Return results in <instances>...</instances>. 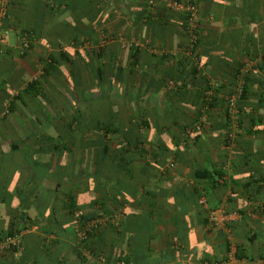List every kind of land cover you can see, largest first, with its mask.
Here are the masks:
<instances>
[{"label": "crops", "instance_id": "0c3cea01", "mask_svg": "<svg viewBox=\"0 0 264 264\" xmlns=\"http://www.w3.org/2000/svg\"><path fill=\"white\" fill-rule=\"evenodd\" d=\"M193 1L200 10L203 71L225 83L203 116L196 114L201 78L179 60L187 40L183 10L159 9L148 24L146 0H9L3 25L10 33L0 59V238L21 234L26 247L22 264H36L44 253L76 260L84 228L78 211L94 212L95 199L110 188L105 177L94 175L93 164L86 171L89 158L95 162L99 151L94 132L88 131L83 142L71 139L75 151L52 152L48 146L67 139L57 136V121L38 127L36 120L48 108L70 119L75 103L83 124L95 127L94 112L101 111L89 97L99 64L106 69L105 80L124 78L127 97L137 93L144 100L150 122L144 131L147 146L161 140L168 149L160 156L168 164L176 160L168 173L152 161L145 171L138 165L134 177L142 185L124 206L120 221L125 228L116 237L105 236L99 248L105 246L113 259L130 258V264H201L203 257L224 258L230 246L238 257L264 258V0ZM102 29L114 41L96 57L94 33ZM24 33L31 44L21 53ZM133 38L142 44L136 57L147 70L131 66L134 57L124 44ZM169 50L178 58H164ZM51 60L54 67L42 77ZM117 61L126 70L117 72ZM239 65L247 77V94L238 102L241 123L232 120L228 133L226 98L231 70ZM172 76L177 84L163 82ZM38 78L40 91L30 88ZM140 110L133 101L121 105L125 120ZM183 124L192 130L188 145ZM197 169L214 172L218 181L212 186L195 177ZM198 192L207 193L209 207L238 211L239 218L225 227L209 223ZM13 262L9 255L0 259V264Z\"/></svg>", "mask_w": 264, "mask_h": 264}, {"label": "trees", "instance_id": "16d2710c", "mask_svg": "<svg viewBox=\"0 0 264 264\" xmlns=\"http://www.w3.org/2000/svg\"><path fill=\"white\" fill-rule=\"evenodd\" d=\"M190 2H194L193 0H190ZM195 3V2H194ZM146 7L144 9L143 18L145 21L149 24L150 19L153 17L152 15L157 13V11L160 9L162 12L167 9H172L166 6L164 2L158 3L155 9L149 8V2L146 0L145 2ZM184 14V24H183V34L184 37L187 39V33H186V19L187 14L183 11ZM102 25V24H100ZM95 37V54L96 57L102 56L104 54L105 47H107L112 41H114V38H109L110 41H108L104 46H99V34L98 31L95 30L94 33ZM201 35H199L198 42L196 44V47L192 50L191 53H187L185 49L188 50V41L186 40V43L184 46H182L183 55L179 56V60L181 61V64L184 63V68H187L190 70L191 74L193 76H196L198 78H201L202 84L200 96H199V108L196 112L198 116H203L206 114L210 109H212L215 104L218 101V93L223 90L225 87V83L221 78L219 80V86L215 87L214 90L216 94L211 97V99L206 100L205 98V90L207 89L208 85V77L205 75L206 73L201 70L195 63V60L201 66L203 67L201 55L198 50V44L201 40ZM130 50V53L132 55L133 60L131 62V66L138 67V68H144L147 70V65L142 64L138 62V58L136 57L137 52L140 50L139 46H130L127 47ZM170 51V50H169ZM173 57L178 58V56H175L173 52H168L164 58ZM196 58V59H195ZM55 60H51L49 62L48 66H45L44 73L47 74L52 70L54 67ZM103 64H99L94 69V74L96 76V81L93 84V87H89V89H94V92H91L89 99L91 100L92 106H94L95 110L101 111L98 115H93V122L95 124V127H91L89 125L83 124V114L80 111V108L77 107V105L74 103L73 112L70 115V119H67L65 115H63L60 112L52 111L51 109H46L45 112H42L39 115H36V120L39 121L38 127H40L41 124L47 122V123H53L54 121H57V123H54L55 125V131L58 133L57 136L67 139L66 144L59 145L58 143H52L51 146H48L51 148V151H75L73 148V145H70V140L74 139L75 137L77 140L83 142L87 136V132H94L97 136L96 139H99L98 141H95V145L98 148V155L95 162L89 158L88 162L86 163V168L91 171L89 168L93 164L94 170L93 173L96 177L99 176V178L105 177V181H108L110 184V188L107 192L101 193L98 197L95 199V203L97 205L94 212H86L84 209H79L78 211V220L82 222L83 230L88 226L89 222L95 220V219H102L101 223H98L96 226L92 227L91 229H87L84 231V235L82 236V240L76 246L75 251L77 254V259L74 261L67 260L65 256L60 257L59 255L50 256L43 254L42 257L37 258L36 264H130L132 263L130 258L121 259V258H112L110 257L109 253L107 254L105 249V246L99 248L101 245V242H103V238L105 236H112L116 237L119 235L120 230L125 228L122 224L121 216L123 213L125 214V204L133 197L136 196V191L138 189V185H142V180L137 181L134 177V171L136 168H139L138 165L141 167L139 169L145 171V165H150V161L157 164V168L159 171H162L161 173H168V169L170 167V164L166 162L164 158L160 156L163 155V152L168 149V147L163 143V141L159 140L154 145H151L152 147L147 146V139L144 136V131L147 129H150V122L147 118L148 112L145 109V103L142 98H137L135 95L137 93H133L131 97H127V84L124 80V78H118V77H111L108 80H105L107 78L106 75V69L103 67ZM114 67L116 68L117 72H122L126 70V67H124L121 62L117 61L114 62ZM242 67L243 65L237 66L235 70H231V80H229V84L232 85V87H235L237 85L238 76H243V93L240 98V100H244L246 98L247 94V77L242 73ZM183 68V69H184ZM82 77V76H81ZM164 79V78H163ZM84 79L82 78L79 84L82 83ZM173 81L174 84H177V81L175 77H168L167 79H164L163 82L167 85L168 83ZM185 83H181L178 87L184 86ZM90 86V85H89ZM30 88H34L37 91H40L43 89L42 83L40 82V79L33 80L30 83ZM232 89V88H231ZM230 89V92H231ZM83 91H85V87H83ZM137 96V95H136ZM78 99L84 100L82 96H78ZM136 102L140 108L143 107V110H140L139 114H135V112H129L128 117L129 119L125 120L124 115L121 113V105L124 103H131ZM125 106V105H124ZM238 109H239V121L241 119V112L239 103H238ZM225 112H226V118L228 123V133L231 132L230 125L232 122V116L229 112L228 106L226 104L225 106ZM241 123V121H240ZM73 124L75 127H73ZM204 125V123L202 124ZM181 131L183 132V141L186 145H188L189 141L192 140V130L191 127L187 124L181 125ZM39 130V129H38ZM48 134V133H47ZM99 136V137H98ZM102 136V137H101ZM49 139H53V135L48 134L47 136ZM109 140L117 142V145L112 148L110 144L108 143ZM55 141V140H54ZM103 141L105 144H103ZM156 148V149H154ZM177 154V153H176ZM90 157V154H89ZM161 157V158H160ZM176 161V160H174ZM174 161H171L170 163H175ZM220 175V173L217 174V177ZM194 176L199 178L203 177L206 178L212 186L215 185V183L218 181V178L215 177L214 172H209L207 169H197L194 173ZM59 183V182H58ZM100 185L102 182L99 183ZM57 190H59V186L61 185L57 184ZM123 185L119 189H117L118 186ZM102 188V187H100ZM117 189V190H116ZM127 194L128 198L124 197V194ZM206 192H198L199 198L201 196H206ZM66 196H69V199L73 201V197L71 195L65 194ZM99 207V208H98ZM214 209V207H210ZM73 209H69L70 213ZM205 211L208 212V209ZM72 214L71 216H73ZM209 223H211L210 218L207 214L206 216ZM15 234V233H11ZM231 248V246L229 247ZM25 244H24V252L20 259L23 260L24 254H25ZM229 251V250H228ZM201 264H204L205 261H215L218 259H211L207 257H203L200 259ZM43 262V263H41ZM12 264H17L16 262H13Z\"/></svg>", "mask_w": 264, "mask_h": 264}, {"label": "built area", "instance_id": "2783aa9c", "mask_svg": "<svg viewBox=\"0 0 264 264\" xmlns=\"http://www.w3.org/2000/svg\"><path fill=\"white\" fill-rule=\"evenodd\" d=\"M164 2L166 6L172 8L174 10H183L187 14L186 19V33H187V41H188V50L187 53H191L192 50L196 47V44L199 39L200 35V10L196 3L194 2H183L181 0H160ZM149 8L155 9L159 3V0H148ZM8 4L9 0H0V59L4 53L5 47L8 43L10 29L7 26H4V20L8 18L9 11H8ZM100 41L99 46H104L111 37L102 29L99 32ZM20 52L25 53L30 48V40L27 34H23L20 38ZM141 46V42L136 39H130L126 41L124 47L130 46ZM196 59V58H195ZM196 65L203 70L201 64L195 60ZM209 81L207 85V89L205 92L206 100L211 99L216 92L214 90L215 87L219 86V80L211 78L207 76ZM237 85L232 87L231 92L227 95L226 101L229 112L232 116V120L234 123H239V109H238V102L243 93V76H238ZM173 81L170 82L172 84ZM173 164L170 163V166ZM199 203L205 208L208 209V216L210 221L218 226V227H225L226 222L233 220L235 217L239 218L238 211L228 212L226 207L219 206L217 208H210L208 204V200L205 196H201L199 198ZM249 215H254L253 210L249 211ZM102 219L98 218L91 222H89L88 226L83 230L82 236L84 235V231L87 229H91L92 227L96 226L98 223H101ZM24 252V243L20 233L15 234H8L7 236L0 238V259L5 258L6 256H10L14 262L17 264H22L20 259ZM204 264H264V258H248V257H238L237 251L234 247H231L227 252L226 256L222 259H218L215 261H205Z\"/></svg>", "mask_w": 264, "mask_h": 264}]
</instances>
